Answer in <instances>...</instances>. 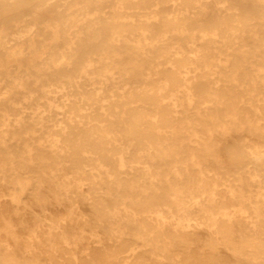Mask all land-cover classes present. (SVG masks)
I'll list each match as a JSON object with an SVG mask.
<instances>
[{
	"label": "bare ground",
	"instance_id": "1",
	"mask_svg": "<svg viewBox=\"0 0 264 264\" xmlns=\"http://www.w3.org/2000/svg\"><path fill=\"white\" fill-rule=\"evenodd\" d=\"M263 72L264 0H0L1 263L264 264Z\"/></svg>",
	"mask_w": 264,
	"mask_h": 264
},
{
	"label": "rangeland",
	"instance_id": "2",
	"mask_svg": "<svg viewBox=\"0 0 264 264\" xmlns=\"http://www.w3.org/2000/svg\"><path fill=\"white\" fill-rule=\"evenodd\" d=\"M248 7L251 9H255L253 8V4L248 3ZM42 37H44L42 35ZM47 37V36H45ZM47 40V39H46ZM105 42V38L102 39V43ZM148 64V63H147ZM148 66V65H147ZM247 70H245V73H243L241 75L242 78H244V75L247 74L248 79L246 80L247 82H243V87H235L232 90H237L238 92H241L242 94H244V96L242 97L243 99H250V95L248 93H246V89L249 87L250 85L253 83V80H250L252 77L256 76V72L252 71V67L251 66H246ZM137 70V71H136ZM133 70L131 69L129 71V73H124L123 76L128 78L130 77L129 74H136V78H141V74L138 73L140 72V70L136 69ZM262 75H264V72L262 73ZM261 81V80H260ZM246 85V86H245ZM32 89L36 92L35 94H39L42 95L41 91L34 85L32 84ZM258 96L254 98V100L256 101L258 98H264V88L262 87V85L260 84V87L258 88ZM40 101H43V99H41ZM257 104L261 107L262 109V113H260V115L264 114V104L262 102V100H258ZM247 107L249 104H246ZM251 115L253 116V118H255L257 116V114L255 112L251 113ZM229 144H227L224 147V152H223V157L224 160L226 162V164H228L227 167L219 169L218 171L220 172H228V174H226L225 176L229 177L230 179L236 178L239 176L240 172H243L244 169L246 168V164L248 163V160L250 159L248 156V148L245 146L247 144H249V140L253 139L252 135H250V133L248 131H236L233 132L232 135L229 136ZM232 141V142H231ZM230 143H232L233 145H230ZM187 144V143H186ZM187 149V148H186ZM187 155V152H186ZM185 157V153H183V158ZM178 158L179 157H175ZM86 188H89V186H85ZM114 199H110V202L112 203ZM14 221H16V217H12ZM2 230V228H1ZM0 234H5L4 230H2L0 232ZM203 237L207 238V236H209L206 231L205 233H203ZM11 241V243L13 244V247H15V249L17 250L18 254L21 255L20 251L24 250L25 248V241L22 238H19L18 241L14 242L11 239H8ZM205 241H201L199 242L197 245H204ZM219 249L221 252L224 253V255H227L231 260H235L234 257V253L233 250L228 248L225 244H223L222 242L218 243ZM5 254L4 250H0V257H2ZM43 263H47V260L43 257ZM0 264L1 261H0Z\"/></svg>",
	"mask_w": 264,
	"mask_h": 264
}]
</instances>
